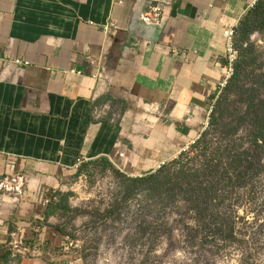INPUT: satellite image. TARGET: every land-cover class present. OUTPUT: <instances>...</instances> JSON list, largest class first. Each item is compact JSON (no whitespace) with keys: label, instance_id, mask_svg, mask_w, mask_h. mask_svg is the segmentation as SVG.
<instances>
[{"label":"crops","instance_id":"0c3cea01","mask_svg":"<svg viewBox=\"0 0 264 264\" xmlns=\"http://www.w3.org/2000/svg\"><path fill=\"white\" fill-rule=\"evenodd\" d=\"M159 1L0 0V176L27 179L0 196V264L9 233L31 239L34 222L44 247L14 264H77L42 224L49 195L85 161L153 173L205 125L231 75L225 31L258 0H172L162 28L145 25Z\"/></svg>","mask_w":264,"mask_h":264},{"label":"rangeland","instance_id":"374dc122","mask_svg":"<svg viewBox=\"0 0 264 264\" xmlns=\"http://www.w3.org/2000/svg\"><path fill=\"white\" fill-rule=\"evenodd\" d=\"M250 42L259 56L243 84L264 100V36L254 32ZM223 96L221 90L205 125L178 158L147 176H122L102 159L81 163L48 198L42 224L63 236L58 250L77 264H264V144L255 153L259 170L218 207L231 222L229 236L203 228L184 193L172 188L202 173L218 155L252 150L255 126L246 101L231 96L213 122ZM138 177L145 180L135 182Z\"/></svg>","mask_w":264,"mask_h":264},{"label":"trees","instance_id":"16d2710c","mask_svg":"<svg viewBox=\"0 0 264 264\" xmlns=\"http://www.w3.org/2000/svg\"><path fill=\"white\" fill-rule=\"evenodd\" d=\"M236 32L238 56L232 67L231 75L222 88L225 99L218 100L214 106L212 113L214 117L217 113V117L213 118V122L224 115L226 103L231 96L238 97L240 101H246L248 113L251 115L255 126L252 132L253 148L252 150L244 149L227 153L224 155L226 156L224 159L219 158L218 155V159H215L202 173L183 177L172 187L184 193L186 201L196 212L203 228L214 229L217 233L227 236L232 234L233 228L228 217L220 215L218 207L231 189L246 184L247 180L259 170L258 154L255 153L264 144V100H258L254 89L245 87L243 84L245 78H250V74H246V69L255 65V57L258 55L254 44L250 42V36L254 32H260L264 36V0H258L247 12ZM261 77L264 79V73ZM262 85L264 86V80ZM102 160H104L106 167L115 170L108 160ZM121 175L125 176L124 174ZM133 180L140 182L144 181L145 178L138 177Z\"/></svg>","mask_w":264,"mask_h":264},{"label":"built area","instance_id":"2783aa9c","mask_svg":"<svg viewBox=\"0 0 264 264\" xmlns=\"http://www.w3.org/2000/svg\"><path fill=\"white\" fill-rule=\"evenodd\" d=\"M172 0H160L156 5H149L148 11L140 15V20L147 26H153L162 28L163 26V13L162 9L164 7L170 6ZM114 25H111L110 28H114ZM108 28H105L107 31ZM236 35L237 32L234 28L227 29L225 31V36L227 38V65L229 70L232 72V67L237 59L238 51L236 48ZM14 64L27 66L29 63L22 61L20 59L14 60ZM213 107H211L212 110ZM210 110V112H211ZM209 112V113H210ZM82 163V162H81ZM9 166L13 167L12 163ZM162 164L159 166V169L165 166ZM27 187V179L23 174L20 173H5L0 176V196L12 195L20 197L25 193ZM44 204L47 206L49 204V199L44 201ZM32 226L34 231V236L31 239H28L24 227H17L13 229L8 235V241L6 243V249L9 256V263L14 264L20 258L26 256H36L41 252L44 247V243H41L37 235L40 233L41 226L40 223L34 222L29 223Z\"/></svg>","mask_w":264,"mask_h":264}]
</instances>
